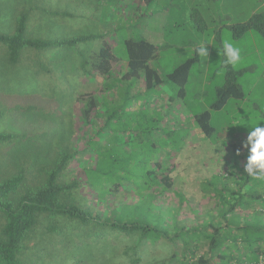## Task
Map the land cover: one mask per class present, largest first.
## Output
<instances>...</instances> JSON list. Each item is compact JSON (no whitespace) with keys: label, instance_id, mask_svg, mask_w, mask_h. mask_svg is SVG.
I'll list each match as a JSON object with an SVG mask.
<instances>
[{"label":"rangeland","instance_id":"374dc122","mask_svg":"<svg viewBox=\"0 0 264 264\" xmlns=\"http://www.w3.org/2000/svg\"><path fill=\"white\" fill-rule=\"evenodd\" d=\"M139 1L50 0L48 4L52 8L57 7L62 13L51 18L47 16L41 21L44 28L49 24L50 27L45 30L50 31L51 36L69 38L89 34L103 37L74 47L50 48V62L46 61L50 72L40 67L47 60L43 59V51L37 58L38 52L36 54L29 49L24 62L28 65L13 67L12 64L9 68L1 60L0 110L8 106L17 107L16 110L9 112L5 109L7 113H0V127L25 135L13 148L17 153L12 161L15 168H19L23 162L31 168L38 164L50 165L53 150L59 148L61 143L54 132L69 129V126L74 128L72 140L80 150L93 135L96 141L91 146L95 150L98 143L102 144V152L115 154L120 147L133 148L128 150L133 156L136 155L137 173L154 168L158 173L162 171L173 179L174 191L170 190L164 197H158V205L172 207L170 211L177 209L179 220L188 219L194 216L195 210L197 213L215 210L216 200L213 196H204L202 190H198L196 182L200 175L206 180L209 179L208 172L217 175L229 171L237 160L244 168L248 150L245 146L238 149V142L245 143L249 130L246 125L254 117L258 123H264V34L251 29L233 38L228 27L248 21L253 13L264 12V0H157L148 6L142 4L143 7ZM196 12L201 14V19L195 17ZM139 36L157 45L151 65L163 76L185 60L196 57L195 49L201 42L208 41L210 57H199L192 66L185 84V97L178 93L177 85L169 81L154 90L146 89L143 77L134 79L132 84L120 81L122 91L114 93V90L112 92L104 87L106 80L102 76L89 73L80 75L76 71L80 68V61H77V68L71 65L76 47H85V52L97 51L105 41L113 46L112 49L120 58L113 66L114 75L117 76L126 67V51L122 40ZM226 37L241 48V62L237 68L222 66V41ZM35 59L40 60L39 66L33 63ZM230 72L235 73L243 96L229 97L222 108L216 109L214 104L219 99L217 88L223 86ZM169 93L175 98L171 111L166 110L163 102L165 94L168 96ZM79 94H95L101 102L103 98L115 95L112 100L114 107L120 106L125 110L119 111V116L112 120L111 126L98 134L104 116L95 115L88 127L83 126L79 119ZM27 107L33 109L26 111ZM203 111L210 112L209 122L214 127L209 136L203 134L197 125L192 127L195 121L190 117ZM188 115L191 120H187ZM69 120L73 125L68 123ZM186 123H189L187 129ZM135 130L136 135L133 132ZM95 160L94 152H86L75 157L71 163L70 173L81 182L79 190L88 201L94 200L96 193L87 187L80 164L94 163ZM157 162L160 166L155 165ZM260 180L264 182V179ZM174 192L183 194L185 201L180 202ZM134 193L130 184L120 188L114 197L107 199L111 203L104 205L106 211L103 212L107 214L110 206L117 205L119 201H136ZM95 204L101 205L99 201ZM252 211L238 213L244 216ZM214 213L217 216V212ZM196 220L188 223L192 221L198 224ZM244 220L250 221L252 218ZM111 238L81 246L73 252L69 264H131L130 257L133 255H123L120 246H117L118 241ZM97 239L100 240V237ZM127 243L136 245V258L140 256L136 264H160L163 258L174 251L180 254L178 260L172 262L166 259L164 263L182 264L183 256L188 255L185 259L187 264L192 257L202 256L207 249L200 247L194 253L185 254L181 253V241L174 244L163 239L155 242L134 239ZM226 244L233 249L229 255H233L232 263L236 264L237 260L243 258L246 246L240 238L233 237ZM31 254L35 257L34 253ZM63 256L60 257L58 249L52 253L46 252L42 259L35 257L30 261L31 264H42V261L43 264H65L70 255ZM219 260L221 264L226 262L215 258L212 263H218Z\"/></svg>","mask_w":264,"mask_h":264},{"label":"trees","instance_id":"16d2710c","mask_svg":"<svg viewBox=\"0 0 264 264\" xmlns=\"http://www.w3.org/2000/svg\"><path fill=\"white\" fill-rule=\"evenodd\" d=\"M49 1L0 0L2 64H7L9 68L12 64L13 67L27 64L24 63L25 57L29 55V49H32L35 53L38 52L37 58H40V51H43V59L47 58L43 66L39 59H35L33 63L50 72L46 65V61L50 62V48L74 47L103 37L89 34L69 38L51 36L50 31L45 30L50 27L49 24L44 28L41 21L47 19V16L51 18L62 13L57 7L52 8ZM156 1L140 0L139 3L143 7ZM229 29L234 38L251 29L264 34V13H256L244 23L230 25ZM122 44L126 51V67L117 76L114 75L113 66L120 58L112 49L113 46L105 41L97 51L85 52V47H76L75 60H71V65L77 68V61H80L79 70L82 71L76 69L80 75L89 73L92 76H102L106 80L104 87L114 90V93L122 91L120 81L132 84L134 79L143 77L146 89L154 90L169 81L177 85L180 95L184 94V85L192 66L198 60L197 56L185 60L163 76L150 65L155 59L157 45L141 36L126 37ZM234 74L230 72L223 86L217 88L219 99L214 104L216 109L222 108L229 97L243 96ZM114 96H107L101 102L95 94H79L77 99L82 125L88 127L95 115L102 114L104 120L97 132L100 134L107 130L112 120L119 116V111L121 113L122 109L125 110L120 106L114 107ZM110 103L113 105L108 106ZM16 107L8 106L5 109L10 112L16 110ZM5 109L0 110V113H7ZM31 109L33 107H27L26 111ZM210 117L209 111L193 115L197 127L206 136L214 131L209 122ZM68 123L73 125L71 120ZM60 130L54 133H57L56 138L63 144L60 143V147L53 150L50 165L38 164L31 168L32 166L23 162L19 168H15L12 161L17 153L13 148L25 135L0 127V264H31L30 260L33 258H41L46 252L52 253L58 249L60 257H64L63 254L70 255L65 263L69 264L73 252L78 251L81 246L88 245V242H105L110 237L118 241L117 246H120L123 255H133L130 257L131 264L140 260V256L136 258L135 243H127L134 239L153 242L163 239L174 244L181 241L180 252L185 254L194 253L200 247L207 248L202 256L192 257L187 264H214L212 261L215 258L226 261L224 264H233V255H229V251L233 249L226 244L231 237L240 238L246 246L243 258L237 260L236 264H243L245 261L247 264L264 262V212L261 210L264 208V182L249 176L238 160L229 171L217 175L211 174V171L207 173L209 179L204 180L200 175V180L196 182L198 190L200 188L204 196H213L216 200L215 210L208 209L203 213L195 210L192 218L179 220L177 209L170 211L172 207H163L156 202L158 197H164L173 190V179L169 175H164L162 171L158 173L154 168L137 173L136 155L129 153L133 148L120 147L117 154L102 152V144L97 142L95 150L91 146L96 141L93 135L80 150L72 140L74 128L69 126V129ZM133 132L136 135V130ZM238 145V149L243 147L242 144ZM86 152H94L96 156L94 163L80 164L86 176L87 187L96 193L92 201L81 194V182L70 173L74 158ZM19 155L21 156V151ZM155 165L160 166L158 162ZM127 184L132 185L136 201H119L117 205L110 206L105 214L103 211H106V204L111 203L107 199L114 197ZM174 194L180 202L185 201L183 194ZM98 201L101 205L95 204ZM255 205L259 207L255 208ZM251 209V214L242 216L238 213ZM194 219L201 221L196 220L198 224H195L192 222ZM190 220L192 221L188 223ZM99 237L100 240L97 239ZM178 255L177 251L171 252L160 264H165L166 259L175 262ZM183 257L182 264H185L188 255ZM78 258L81 259L80 256ZM215 264H221V261Z\"/></svg>","mask_w":264,"mask_h":264},{"label":"clouds","instance_id":"9594fccd","mask_svg":"<svg viewBox=\"0 0 264 264\" xmlns=\"http://www.w3.org/2000/svg\"><path fill=\"white\" fill-rule=\"evenodd\" d=\"M208 45L207 40L201 42L195 49L196 55L209 58L210 50ZM222 55L224 57L222 60L224 68L228 66L237 68L239 66L241 62V48L231 38L226 37L222 41ZM246 126L249 128L245 141L248 154L244 171L253 178L264 179V123H258V119L254 117L251 123ZM237 154H239V150H237Z\"/></svg>","mask_w":264,"mask_h":264},{"label":"crops","instance_id":"0c3cea01","mask_svg":"<svg viewBox=\"0 0 264 264\" xmlns=\"http://www.w3.org/2000/svg\"><path fill=\"white\" fill-rule=\"evenodd\" d=\"M154 9H156V8H154ZM256 10V9H255ZM255 10L253 11V12H255ZM156 13V12H155ZM262 13H264V12H262ZM254 14H256V13H253L252 15H251V17L254 15ZM200 16H201V14L199 13V12H196V15H195V17L196 18H199V19H201L200 18ZM238 24V23H237ZM230 25V24H229ZM234 25V24H233ZM228 26V25H227ZM229 27V26H228ZM234 38V37H233ZM152 42V41H151ZM195 55H196V53H195ZM197 56V55H196ZM198 57V60H199V56H197ZM154 60V59H153ZM152 62V61H151ZM151 62H150V65H151ZM152 66V65H151ZM178 66V65H177ZM176 66V67H177ZM153 67V66H152ZM154 68V67H153ZM175 68V67H174ZM171 72V71H170ZM170 72H166L165 73V75L166 74H168V73H170ZM190 73V72H189ZM167 82V81H166ZM171 93V92H170ZM169 93V95L167 96V94H165V96H164V99H163V102H164V104H165V108H166V110H169V111H171V109H172V104H173V102H174V97H173V94H170ZM186 94V91H185V85H184V94L182 95V96H186L185 95ZM179 95V94H178ZM179 97L180 98H184V97H181L180 95H179ZM186 118H187V120H191L190 118H192L193 119V116H191L190 118H189V115L188 116H186ZM197 124L195 123L194 124V126H192V127H195ZM188 126H189V123H186V128L185 129H187L188 128ZM170 130H172V129H170ZM193 137H195L196 139H197V137L196 136H193ZM238 143H240V144H242L243 146H245V143H242V141H240V142H238ZM245 148H246V150H247V147L245 146ZM248 262L247 261H245L243 264H247Z\"/></svg>","mask_w":264,"mask_h":264},{"label":"built area","instance_id":"2783aa9c","mask_svg":"<svg viewBox=\"0 0 264 264\" xmlns=\"http://www.w3.org/2000/svg\"><path fill=\"white\" fill-rule=\"evenodd\" d=\"M264 212V208L261 209Z\"/></svg>","mask_w":264,"mask_h":264}]
</instances>
